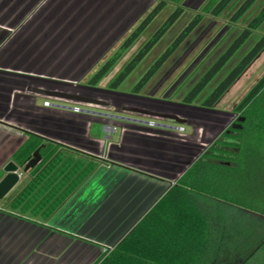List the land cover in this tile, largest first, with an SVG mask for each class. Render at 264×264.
Returning a JSON list of instances; mask_svg holds the SVG:
<instances>
[{
	"label": "crops",
	"instance_id": "crops-1",
	"mask_svg": "<svg viewBox=\"0 0 264 264\" xmlns=\"http://www.w3.org/2000/svg\"><path fill=\"white\" fill-rule=\"evenodd\" d=\"M110 20V14L96 13L92 0H0L1 180L6 176V166L16 164L14 155L31 134L109 161L48 219L12 207L23 189L12 194L21 176L0 200V264H95L197 159V144H182L174 125L134 118L139 124L130 122V126L117 120L120 137L112 140L110 134L116 132V124L89 116L106 117L91 112V108L78 107L95 104L58 99L78 105L68 108L73 113L88 114L80 116L83 125H68L59 118V111L49 113L36 103L41 97L48 106L45 103L52 98L28 91L30 87L59 91L58 83L76 84V80L61 75L84 72L88 50L108 30ZM56 107L64 108L61 104ZM127 108L134 107L122 109L129 112ZM101 127L108 133L105 138ZM23 176L27 182V175ZM143 184H147L148 193L139 192ZM92 231L103 237L92 236Z\"/></svg>",
	"mask_w": 264,
	"mask_h": 264
},
{
	"label": "trees",
	"instance_id": "trees-1",
	"mask_svg": "<svg viewBox=\"0 0 264 264\" xmlns=\"http://www.w3.org/2000/svg\"><path fill=\"white\" fill-rule=\"evenodd\" d=\"M184 1L156 2L87 85L97 87L165 8L175 5L166 21L110 83L109 89L117 91L183 16ZM259 1L207 0L132 93L139 95L143 91L206 16L219 18L231 11V22L238 24ZM263 26L264 4L187 92L182 103L192 106ZM263 52L264 35L201 102V107L214 109ZM235 111L239 115L234 126L221 135L209 152L196 159L133 229L95 264H264V225L236 221L227 212L236 208L264 218V77ZM36 154L41 161L29 167ZM13 160L29 181L12 207L44 219L50 218L101 164L109 162L34 134L29 135Z\"/></svg>",
	"mask_w": 264,
	"mask_h": 264
},
{
	"label": "rangeland",
	"instance_id": "rangeland-1",
	"mask_svg": "<svg viewBox=\"0 0 264 264\" xmlns=\"http://www.w3.org/2000/svg\"><path fill=\"white\" fill-rule=\"evenodd\" d=\"M93 1L96 5V13H99L100 15L110 14V26L105 33H102L101 36L98 37L99 39L97 42L94 43L88 50L89 53L84 59V62H86L87 65L84 72H81L78 75H61V77H64L65 79L71 78L76 80V84L71 85L58 83L55 86L58 87L57 89H59V91H64L70 94H80L95 100L105 101L107 103L109 102V104L113 106H78L54 98L48 99L49 103L53 106H44L45 100L41 97L37 99V105L41 108L46 107V110L49 113H55L52 112L53 110L59 111L60 113L57 114L62 116L59 118L68 125L74 124L80 126L83 125L84 122V118L82 119L80 116L88 114L82 112L73 113V111L68 108H73V106L91 108L93 110H90L91 112H94L95 114H103L106 117L91 114H89V116L107 119L108 121L116 124V132L110 134V136H112V140L118 139L121 132V127L119 126L120 122L116 119H111V116H116V114L124 115L133 119L141 118L153 123L161 122L174 125L176 127L175 136L182 139V144L183 142L186 144H190V142L197 144V146H195V150L198 152L196 156L197 159L203 153L209 152L221 135L227 129L234 126L239 115L236 113L235 109L245 96L264 77V52L249 67V69L235 83V85L224 95L214 109H203L201 107V102L208 97L214 88L236 66V64L250 50L255 42L264 35V26L254 32L253 37L215 77V79L203 91L192 106L183 104L182 100L192 86L205 73V71L224 52L237 35L244 28H246L250 19L256 15L264 4V0H260L249 15L238 24L231 22V11H227L219 18L206 16L204 22L139 95L132 93L135 85L156 62L161 54L170 46V44L191 21V19H193V17L201 11L207 0L184 1L182 4L185 11L183 16L167 32L156 47L139 64V66L125 80L117 91H111L109 89L110 83L125 67V65L138 53L143 45L152 37L156 30L166 21L168 16L173 12L175 5L169 4L165 8V10L145 30L137 42L125 53L121 60L114 66V68L106 75L97 87H89L87 83L89 79L98 71V67L102 66L103 62L106 61L120 47L125 39L139 25L145 15L151 10L154 4L159 0H92V2ZM96 65L99 66L95 68ZM90 71L91 74H89ZM81 79H83L82 82H80ZM60 102L64 103L62 104ZM58 104L63 105L64 108L58 109L56 107ZM71 104L73 106H70ZM123 107H134L140 109L145 108L151 112L155 111L154 113L176 115L179 118L186 120V124L179 125L174 121H165L145 117L136 113L124 112L122 109ZM81 109L86 110L83 107ZM52 118L54 117L48 119ZM125 124H130V126H132L130 122H126ZM101 133L104 138L108 135L103 127H101ZM178 145L181 144L178 143ZM200 150L201 154H199ZM192 157L193 159H196L194 155ZM20 174L22 176L21 183L14 188L12 194H18L29 181V179L27 182L25 181L26 177L23 176L22 170L20 171ZM175 184L176 182H174L172 186ZM146 185L147 184H143L142 186H139V192L148 193V186ZM227 212L234 217L236 221L244 220L260 222L264 225V218L249 212L236 208H229ZM114 219L115 216H112V220ZM91 235L96 238L103 237V235L97 231H92ZM109 248L113 249L114 247Z\"/></svg>",
	"mask_w": 264,
	"mask_h": 264
},
{
	"label": "water",
	"instance_id": "water-1",
	"mask_svg": "<svg viewBox=\"0 0 264 264\" xmlns=\"http://www.w3.org/2000/svg\"><path fill=\"white\" fill-rule=\"evenodd\" d=\"M28 91L33 94H37V95H40L46 98L61 99L65 101L75 102V103L107 106V103L103 101L95 100V99L81 96V95L61 92V91L45 90V89L36 88V87H30L28 88ZM127 111L132 112V113H137V114H143L147 116L168 119V120L176 122L179 125L186 124V120L181 119L176 115L154 113L151 111L136 109V108H127ZM111 119L139 124V120H135L132 118H127V117L111 116ZM113 129L115 130V128ZM40 161L41 159L39 158L38 154H36L35 159L33 160V162L31 163L29 167L35 166ZM26 170H28V168ZM19 171H20V168L14 163H9L6 166L5 168L6 176L0 181V200L5 198L10 193V191L20 182L21 174Z\"/></svg>",
	"mask_w": 264,
	"mask_h": 264
},
{
	"label": "built area",
	"instance_id": "built-area-1",
	"mask_svg": "<svg viewBox=\"0 0 264 264\" xmlns=\"http://www.w3.org/2000/svg\"><path fill=\"white\" fill-rule=\"evenodd\" d=\"M45 105H49V103H48V102H46V103H45ZM111 250H112V248H111V249H110V248H108V249L106 250V252H107V251H111Z\"/></svg>",
	"mask_w": 264,
	"mask_h": 264
}]
</instances>
